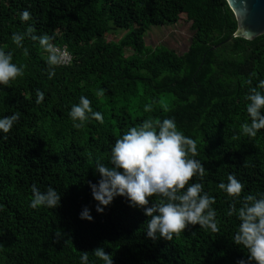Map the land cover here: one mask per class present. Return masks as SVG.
I'll return each mask as SVG.
<instances>
[{
	"label": "trees",
	"instance_id": "16d2710c",
	"mask_svg": "<svg viewBox=\"0 0 264 264\" xmlns=\"http://www.w3.org/2000/svg\"><path fill=\"white\" fill-rule=\"evenodd\" d=\"M24 9L31 19L21 22ZM182 18L193 32L186 52L147 46L152 28ZM29 25L34 32L24 34ZM237 27L226 0H0V50L24 66L0 85V116L19 113L0 139V264H78L84 251L101 264L91 255L98 246L113 264H236L244 257L230 241L237 224L225 215L230 201L215 187L231 173L241 195L264 192V129L251 138L239 134L248 81L255 86L264 78V34L226 42ZM15 32L23 35L19 48ZM41 34L71 55L68 65L52 66L51 79L47 53L31 39ZM36 90L43 93L39 104ZM81 95L102 124L72 127L68 111ZM145 103L151 112L142 111ZM166 117L196 141L204 191L215 197L216 233L193 225L170 241H153L142 211L124 199L116 197L102 214L94 210L87 182L99 178L95 162L107 163L110 145L128 127ZM33 183L53 187L59 206L30 208ZM85 207L91 222L79 219Z\"/></svg>",
	"mask_w": 264,
	"mask_h": 264
},
{
	"label": "clouds",
	"instance_id": "9594fccd",
	"mask_svg": "<svg viewBox=\"0 0 264 264\" xmlns=\"http://www.w3.org/2000/svg\"><path fill=\"white\" fill-rule=\"evenodd\" d=\"M19 19L29 21L30 12L22 10ZM33 32L30 25L24 30V34ZM31 39L47 53L48 78L51 79L52 66L60 65L67 53L54 46L47 34L31 35ZM22 40L23 35L19 32L12 33L11 41L18 48ZM23 67L12 62L11 52L0 50V85H7L21 76ZM248 83L250 86L243 96L247 122L239 125V134L251 138L264 129V78L258 79L255 86H251V80ZM102 94V89L96 91L97 97ZM35 97V103L39 104L43 93L36 90ZM142 111L149 113L152 106L145 103ZM68 117L73 128L84 127L86 122L93 120L103 123V115L90 107V101L84 95L70 107ZM18 118V112L0 116V139L6 138L5 134ZM196 155V141L185 135L170 117L160 120L145 118L128 127L110 145L107 163L95 162L93 174L98 175L97 182H87L95 212L102 214L116 197H120L128 207L142 211L144 234L153 241H170L174 235L193 225L211 233L218 232L217 212L212 207L215 197L204 191L202 181L206 169ZM215 187L230 201L225 215L235 216L237 221L230 241L245 256L236 264H264V192L241 195L243 185L231 173ZM29 191L30 208L59 206L61 196L53 187L42 191L33 183ZM79 219L92 221L87 207L79 213ZM91 255L101 264H113L112 254L106 253L102 246L94 248ZM78 264H93L89 261V252H80Z\"/></svg>",
	"mask_w": 264,
	"mask_h": 264
},
{
	"label": "water",
	"instance_id": "95a60500",
	"mask_svg": "<svg viewBox=\"0 0 264 264\" xmlns=\"http://www.w3.org/2000/svg\"><path fill=\"white\" fill-rule=\"evenodd\" d=\"M237 20L236 32L226 40L243 38L249 41L264 34V0H226ZM220 46L217 45L214 48Z\"/></svg>",
	"mask_w": 264,
	"mask_h": 264
},
{
	"label": "rangeland",
	"instance_id": "374dc122",
	"mask_svg": "<svg viewBox=\"0 0 264 264\" xmlns=\"http://www.w3.org/2000/svg\"><path fill=\"white\" fill-rule=\"evenodd\" d=\"M191 23L183 18L178 24L173 26L154 27L146 36V44L152 48L165 46L175 50L178 54L186 52L190 44ZM122 36V32L109 36V39L118 40Z\"/></svg>",
	"mask_w": 264,
	"mask_h": 264
},
{
	"label": "built area",
	"instance_id": "2783aa9c",
	"mask_svg": "<svg viewBox=\"0 0 264 264\" xmlns=\"http://www.w3.org/2000/svg\"><path fill=\"white\" fill-rule=\"evenodd\" d=\"M62 50H64L67 53V55L65 56L63 62L61 63L62 65L65 66V65H68L71 62V55L67 52L66 49L63 48Z\"/></svg>",
	"mask_w": 264,
	"mask_h": 264
}]
</instances>
